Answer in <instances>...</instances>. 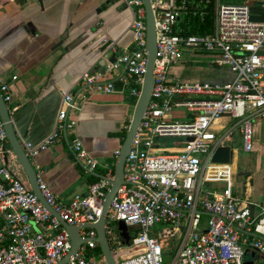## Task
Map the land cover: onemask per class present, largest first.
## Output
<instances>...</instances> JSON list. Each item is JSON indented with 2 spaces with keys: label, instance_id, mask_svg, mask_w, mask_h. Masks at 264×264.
I'll list each match as a JSON object with an SVG mask.
<instances>
[{
  "label": "built area",
  "instance_id": "built-area-1",
  "mask_svg": "<svg viewBox=\"0 0 264 264\" xmlns=\"http://www.w3.org/2000/svg\"><path fill=\"white\" fill-rule=\"evenodd\" d=\"M120 1L131 12L132 44L108 70L120 67L122 73L112 81L105 80L108 70L106 76L87 72L81 82L88 91L103 95L114 93L118 83L128 87L137 100L147 63L145 9L142 0ZM149 2L156 37L151 94L124 161L123 184L105 221L115 264H165L164 246L175 237L179 243L174 244L177 249L169 264H243L245 251L264 258V209L253 216L249 206L233 195L231 163L212 162L215 152L233 139V127L218 123L222 118L239 120L242 150L252 152L253 121L264 118V22L250 20L251 6L246 3L215 0L212 32L186 35L179 27L183 2ZM185 52L209 54L213 65L232 70V81L184 82L173 76L170 70L183 60ZM0 93L11 115L16 107H10L9 85L2 83ZM88 93L79 95L82 102L87 101ZM182 109L181 115L173 116ZM79 110L76 96L63 91L53 132L38 145L23 143L26 156L31 160L65 139L76 163L91 176L97 163L75 133L76 120L69 118V113ZM118 154L119 149L114 152L116 158ZM9 155L16 160L0 117V264H58L72 247L61 221L67 226L96 223L109 183L98 179L89 184L86 195L75 193L62 201L37 171L36 184L55 217L41 204L27 179L23 181L7 167ZM204 215L208 219L202 224ZM120 221L127 228L126 244L117 228ZM156 226L163 228L149 235ZM78 235L82 243L64 264H107L93 240L95 230L80 228Z\"/></svg>",
  "mask_w": 264,
  "mask_h": 264
},
{
  "label": "crops",
  "instance_id": "crops-1",
  "mask_svg": "<svg viewBox=\"0 0 264 264\" xmlns=\"http://www.w3.org/2000/svg\"><path fill=\"white\" fill-rule=\"evenodd\" d=\"M260 1L256 5L262 8L264 0ZM246 2L254 4L252 0ZM131 20L130 10L120 0H0V85H9L10 107H16L11 120L21 144L38 145L51 135L62 92L69 91L76 96L80 107L79 111L69 113V118L76 120L75 133L97 163L94 173L113 176L114 152L123 142L136 99L128 87L122 88L118 83L112 94L92 93L82 84L81 76L87 72L98 73L101 55L106 60L117 58L126 48H131ZM188 55L187 59L185 53L170 73L184 82H199L202 73L199 78H191L192 70L199 69L189 60L192 55ZM203 59L211 60L207 68L202 67L206 73L220 78L214 83L232 81L234 74L230 68L213 65L208 54ZM114 72L117 74L113 75ZM121 73L120 67L113 69L105 75V80H116ZM87 92V101L82 102L79 95ZM226 120L222 118L218 123L227 124ZM255 149L264 158V144ZM30 161L62 201L75 193L87 194L90 176L76 163L65 139L56 141ZM7 167L26 181L17 160L8 156ZM251 181L247 176L243 199L234 188L233 195L242 205L247 204L249 208L252 205V214L256 216L264 209L263 188L262 185L253 187ZM204 216L203 224L208 219Z\"/></svg>",
  "mask_w": 264,
  "mask_h": 264
},
{
  "label": "water",
  "instance_id": "water-1",
  "mask_svg": "<svg viewBox=\"0 0 264 264\" xmlns=\"http://www.w3.org/2000/svg\"><path fill=\"white\" fill-rule=\"evenodd\" d=\"M143 6L145 9V24H146V70L143 77V82L140 89V94L136 100L135 107L133 110L132 118L130 120L129 127L126 131L125 137L119 149V154L116 158L115 166H114V174L112 179H106L104 176L98 175L92 172L94 177L98 179H105L109 183V189L106 192L103 202H102V213L98 221L94 224H85L82 226H67L64 222L61 221L62 226L66 229L67 234L71 240L72 247L70 252L63 260L58 264H64L68 261L69 257L73 255L80 244L82 243L81 238L78 235V231L80 228H92L96 232V237L93 239L99 246L100 251L102 252L107 264H115L113 256L111 254L110 248L107 243V239L105 236V221L107 210L118 190L119 186L123 184V165L126 158V155L129 151V147L134 136L135 130L140 123L143 111L147 105L149 100L152 83H153V65L156 58V37H155V29H154V17L153 12L150 6L149 0H142ZM251 21L255 22H264V16H250ZM264 54V53H262ZM100 70L98 73L101 76H104L107 70L108 65L113 64L116 60L115 57L112 59H104V54L101 55L99 59ZM108 63V64H107ZM0 117L3 122L4 131L6 138L8 140L9 146L15 156V159L19 163L28 183L30 184L34 194L38 197L41 204L55 217H58L56 213L49 207L46 201L40 194L38 186L36 184V170L34 169L30 159L26 156L22 144L15 132L11 115L8 113L7 105L2 99L0 93ZM212 162L214 164H229L232 162V150L230 146L220 147L214 154L212 158ZM253 209V206H250V210ZM117 228L120 232V236L123 238V243H128L129 236L127 232V228L123 224V222H118ZM247 255V251H245V256ZM254 253L250 255L249 259H245L243 264H264L256 263L254 258Z\"/></svg>",
  "mask_w": 264,
  "mask_h": 264
},
{
  "label": "rangeland",
  "instance_id": "rangeland-1",
  "mask_svg": "<svg viewBox=\"0 0 264 264\" xmlns=\"http://www.w3.org/2000/svg\"><path fill=\"white\" fill-rule=\"evenodd\" d=\"M218 1V3H245V1L247 0H216ZM252 2H254V4L261 2L260 0H252ZM246 4L251 6L250 2H246ZM186 53V52H185ZM189 53H186L187 59H188V55ZM190 57V61L193 62V65L195 67H197L199 70L197 69H193L192 73H191V78H199L200 74L202 73V77L201 79L197 80L199 81V83H214V82H218V80L220 79L219 77H215L214 74L211 73H206L207 70L203 69L208 67V63L211 62L210 61H204V57L206 56V54L200 55V57L195 56L193 54ZM209 55V54H208ZM200 58V59H199ZM212 58V57H211ZM218 69V68H215ZM226 69V68H225ZM228 69V68H227ZM229 70V69H228ZM197 71V72H196ZM201 72V73H200ZM200 73V74H199ZM117 74L116 72L113 73ZM216 75H220L219 73H215ZM209 76V77H208ZM214 77L212 79H210L211 77ZM182 111H184V109H182L181 111H175L173 113V116H177V115H181ZM177 118V117H176ZM238 119H232L229 118L228 120L224 121V123H227L226 128L230 129L231 127H233V140L232 142L229 144V146L231 147V150L233 152L232 154V167L234 169V175H233V182H234V190H236V192H238V196L240 198H244V182L247 176H250L252 178V181L250 182V184L255 187V186H259L262 185L263 188V197H264V158L259 156L258 151H256V149L254 150V148L257 145H263L264 144V118L263 119H257L253 121V139H252V143L254 145V148L252 149V152L250 153H245L242 150V142H241V138H240V134L238 132V127H237V123H238ZM69 148V147H68ZM10 157V155H9ZM263 177V180L262 178ZM218 185H210V189L213 188V186H219ZM206 187H209V185H206ZM205 216H203L202 218V222H204ZM203 224V223H202ZM162 226H156L154 229H150L149 230V235H152V232L158 233L159 231L162 230ZM184 233V230L180 233L181 235ZM130 235L133 236L134 235V231H130ZM178 244L179 240L175 237L174 239H169L167 246L165 247V250L163 252V260L165 264H169L172 262V259L176 253V249L177 247H175L174 244ZM252 253H254V258L253 260L255 262H264V258H262L257 252L255 251H250ZM126 254H130V253H126ZM250 258V254L248 253L246 256L243 257V260L245 259H249Z\"/></svg>",
  "mask_w": 264,
  "mask_h": 264
},
{
  "label": "trees",
  "instance_id": "trees-1",
  "mask_svg": "<svg viewBox=\"0 0 264 264\" xmlns=\"http://www.w3.org/2000/svg\"><path fill=\"white\" fill-rule=\"evenodd\" d=\"M178 2L179 4L183 2L185 6L183 20L179 26L184 34L207 35L212 32L215 0H178ZM251 13L264 15V8L253 4ZM124 137L125 133L123 139ZM89 181L96 182L98 178L91 175ZM97 251L100 252V249L98 248Z\"/></svg>",
  "mask_w": 264,
  "mask_h": 264
},
{
  "label": "flooded vegetation",
  "instance_id": "flooded-vegetation-1",
  "mask_svg": "<svg viewBox=\"0 0 264 264\" xmlns=\"http://www.w3.org/2000/svg\"><path fill=\"white\" fill-rule=\"evenodd\" d=\"M257 263V262H256ZM258 263H263V262H258Z\"/></svg>",
  "mask_w": 264,
  "mask_h": 264
}]
</instances>
